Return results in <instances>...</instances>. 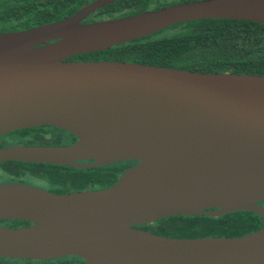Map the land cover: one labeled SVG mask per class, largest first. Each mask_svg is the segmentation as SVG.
<instances>
[{
  "label": "water",
  "instance_id": "water-1",
  "mask_svg": "<svg viewBox=\"0 0 264 264\" xmlns=\"http://www.w3.org/2000/svg\"><path fill=\"white\" fill-rule=\"evenodd\" d=\"M118 0L0 34V136L53 126L71 145L0 147V162L90 168L137 163L104 189L53 193L0 184V257L79 264H264V227L239 237L173 238L138 225L170 216L264 218V75L196 72L111 60H68L182 22L264 24V0H194L85 22ZM213 208V210H208Z\"/></svg>",
  "mask_w": 264,
  "mask_h": 264
},
{
  "label": "trees",
  "instance_id": "trees-1",
  "mask_svg": "<svg viewBox=\"0 0 264 264\" xmlns=\"http://www.w3.org/2000/svg\"><path fill=\"white\" fill-rule=\"evenodd\" d=\"M95 0H0V34L25 30L69 17ZM194 0H118L91 13L85 22L118 18ZM68 60H111L186 69L264 75V24L223 18L198 19L169 26L148 36L99 52L77 54ZM13 138L14 143L9 139ZM77 138L53 126L20 129L0 136V147L10 145H71ZM136 160L76 168L49 163L0 162V184L23 183L53 193L104 189L117 182ZM264 206V201L257 202ZM208 210H213L210 208ZM5 219L0 225H30ZM143 230L173 238L239 237L264 227V218L238 210L221 216H170ZM83 259L64 256L50 260L0 257V264H79Z\"/></svg>",
  "mask_w": 264,
  "mask_h": 264
},
{
  "label": "rangeland",
  "instance_id": "rangeland-1",
  "mask_svg": "<svg viewBox=\"0 0 264 264\" xmlns=\"http://www.w3.org/2000/svg\"><path fill=\"white\" fill-rule=\"evenodd\" d=\"M10 140H11V141H10ZM9 141H10L11 143H14V142H15V140H14L13 138L9 139Z\"/></svg>",
  "mask_w": 264,
  "mask_h": 264
}]
</instances>
